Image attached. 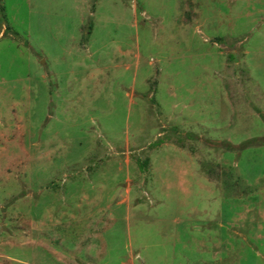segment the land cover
I'll use <instances>...</instances> for the list:
<instances>
[{
  "label": "rangeland",
  "instance_id": "1",
  "mask_svg": "<svg viewBox=\"0 0 264 264\" xmlns=\"http://www.w3.org/2000/svg\"><path fill=\"white\" fill-rule=\"evenodd\" d=\"M263 137L264 0H0V264H264Z\"/></svg>",
  "mask_w": 264,
  "mask_h": 264
},
{
  "label": "trees",
  "instance_id": "2",
  "mask_svg": "<svg viewBox=\"0 0 264 264\" xmlns=\"http://www.w3.org/2000/svg\"><path fill=\"white\" fill-rule=\"evenodd\" d=\"M257 113L262 118V115L258 111H257ZM258 144H264V137L263 138H253V139L246 140L244 143L241 144V147H245V146H248V145H258ZM145 164H146V162H142V163H138L137 165H138L139 169H142Z\"/></svg>",
  "mask_w": 264,
  "mask_h": 264
}]
</instances>
